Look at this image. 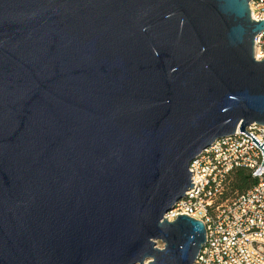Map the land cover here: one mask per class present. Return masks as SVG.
Masks as SVG:
<instances>
[{"label": "water", "instance_id": "1", "mask_svg": "<svg viewBox=\"0 0 264 264\" xmlns=\"http://www.w3.org/2000/svg\"><path fill=\"white\" fill-rule=\"evenodd\" d=\"M248 5L0 0V264H194L189 164L264 127Z\"/></svg>", "mask_w": 264, "mask_h": 264}, {"label": "built area", "instance_id": "2", "mask_svg": "<svg viewBox=\"0 0 264 264\" xmlns=\"http://www.w3.org/2000/svg\"><path fill=\"white\" fill-rule=\"evenodd\" d=\"M250 17L264 21V0H249ZM256 61L264 60V31L254 39ZM247 170L256 184L232 199L220 197L229 175ZM184 196L164 215L199 221L205 243L194 264H264V127L251 125L214 141L189 164Z\"/></svg>", "mask_w": 264, "mask_h": 264}, {"label": "trees", "instance_id": "3", "mask_svg": "<svg viewBox=\"0 0 264 264\" xmlns=\"http://www.w3.org/2000/svg\"><path fill=\"white\" fill-rule=\"evenodd\" d=\"M255 184L256 181L247 170L237 169L229 175L220 200L223 201L239 196L250 190Z\"/></svg>", "mask_w": 264, "mask_h": 264}, {"label": "rangeland", "instance_id": "4", "mask_svg": "<svg viewBox=\"0 0 264 264\" xmlns=\"http://www.w3.org/2000/svg\"><path fill=\"white\" fill-rule=\"evenodd\" d=\"M157 247L161 248V244H160V243H158V244H157Z\"/></svg>", "mask_w": 264, "mask_h": 264}]
</instances>
